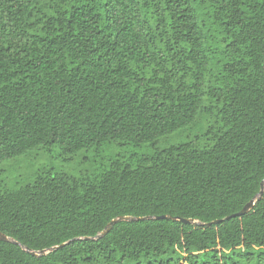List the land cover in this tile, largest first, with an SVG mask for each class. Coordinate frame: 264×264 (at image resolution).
<instances>
[{"label": "trees", "instance_id": "obj_1", "mask_svg": "<svg viewBox=\"0 0 264 264\" xmlns=\"http://www.w3.org/2000/svg\"><path fill=\"white\" fill-rule=\"evenodd\" d=\"M111 144L151 151L0 183V232L18 243L0 241V264H240L264 249V0H0V164ZM161 216L203 225L86 240Z\"/></svg>", "mask_w": 264, "mask_h": 264}, {"label": "rangeland", "instance_id": "obj_2", "mask_svg": "<svg viewBox=\"0 0 264 264\" xmlns=\"http://www.w3.org/2000/svg\"><path fill=\"white\" fill-rule=\"evenodd\" d=\"M201 131V125L194 129H187L178 132L164 140L159 147L167 144L185 142L189 136ZM151 151L148 147L133 148L123 147L118 144L104 146L100 151L87 150L80 151L75 155L66 156L61 150L54 146L51 149L38 148L27 154L0 164V183L5 184L9 189L15 190L21 186L32 184L35 176L44 169L61 172L68 176L79 177L82 173L92 172L96 165L105 164L108 159L117 157L120 154L136 152L147 154ZM242 252V251H241ZM240 251L233 255V259L240 264H264V249L257 248L248 253L251 260L240 257ZM228 264H232L229 261Z\"/></svg>", "mask_w": 264, "mask_h": 264}, {"label": "water", "instance_id": "obj_3", "mask_svg": "<svg viewBox=\"0 0 264 264\" xmlns=\"http://www.w3.org/2000/svg\"><path fill=\"white\" fill-rule=\"evenodd\" d=\"M263 191H261V193L259 195H257L248 205H246L244 207V209L242 211H240L239 213L237 214H234L232 215L231 217H228V218H233V217H238V216H243V215H246L248 214L253 208H254V205H255V202L257 201V199H259L262 195ZM227 218V219H228ZM147 219H156V220H159V219H173V220H177V221H181L185 224H190V225H203L202 223L200 222H197V221H194L192 219H182V218H173L171 216H161V217H147V218H134V217H119L115 220H113L108 226L107 228L101 233L99 234L97 237L95 238H86V240H91V241H97L103 237H105L107 235V233H109V231L112 229V227L117 224V223H120V222H135V221H142V220H147ZM220 221H215V222H212L208 225H211V224H216V223H219ZM0 241H4V242H12V243H15V244H18L17 242H15L13 239L7 237L5 234L1 233L0 232ZM64 245H61V246H58V247H55V248H52L50 251H53V250H56L58 248H61L63 247ZM28 253H31L32 255L34 256H41L43 254H45L44 251L42 252H32L31 250L29 249H25Z\"/></svg>", "mask_w": 264, "mask_h": 264}]
</instances>
